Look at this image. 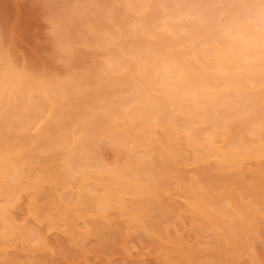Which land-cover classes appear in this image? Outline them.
Here are the masks:
<instances>
[{"label":"bare ground","instance_id":"1","mask_svg":"<svg viewBox=\"0 0 264 264\" xmlns=\"http://www.w3.org/2000/svg\"><path fill=\"white\" fill-rule=\"evenodd\" d=\"M48 2L67 72L0 47V264L47 259L50 231L103 250L152 234L186 264H243L264 228V0ZM85 49L101 60L78 65ZM185 215L209 259L171 238Z\"/></svg>","mask_w":264,"mask_h":264},{"label":"rangeland","instance_id":"2","mask_svg":"<svg viewBox=\"0 0 264 264\" xmlns=\"http://www.w3.org/2000/svg\"><path fill=\"white\" fill-rule=\"evenodd\" d=\"M51 10L48 0H0V47L8 49L7 52L13 55L20 65L23 63V65L38 71L44 70L47 72L54 69L60 72H67L69 67L66 69L67 66L58 58L57 48L56 46L54 48L52 42ZM87 50H83V53ZM88 51L92 52H85L83 56H80L81 60L78 65L88 67L97 62V60H101V58H97V56L101 57V55H98L100 53L97 51V54L94 53L95 50ZM113 157V152L106 150V158L112 160ZM189 170H194V167L189 166ZM247 180L253 181L250 175H247ZM25 198L22 199V203L20 202L21 204L19 203L18 208L15 209L16 212H25V200H27ZM28 220L33 223L31 217H28ZM171 222L165 225L170 230L171 235H169L171 238L175 234V229H178L180 234L189 241L190 245L203 248L205 259H209L212 251L217 247L211 236H204L192 231V222L189 216L185 215L182 219L175 218ZM122 224L125 223L122 222ZM43 226L44 228L41 229L45 230V225L42 224L40 227ZM50 232L48 233L52 251L49 252L52 253L48 254L49 256L46 259L43 257L42 252L40 253L39 251L36 252L37 254L21 251L20 254L25 256L26 264L28 262V264H34L35 262L41 264H169L170 261L177 262L176 264H186L182 255L172 254V245L163 240L160 242L159 238L152 234L148 235V238L144 241H141L139 234L134 232L126 237L125 242L118 241V244L113 242L111 248L103 250L100 240L95 236L89 237L84 242V246L70 243L65 237L62 238L63 244L58 243L57 245L53 241L58 237V233L56 231ZM253 241L254 252L245 253L241 258V263L248 264L252 256L256 255L261 260L260 262L264 264L263 227L260 228L257 237ZM11 254H14L12 250L9 251V255ZM140 257L144 259V262L140 260ZM27 258L29 259L27 260ZM9 260L11 264L14 263L11 258Z\"/></svg>","mask_w":264,"mask_h":264}]
</instances>
